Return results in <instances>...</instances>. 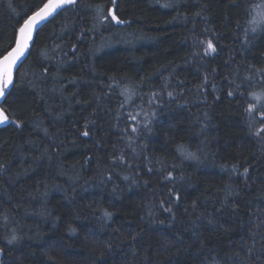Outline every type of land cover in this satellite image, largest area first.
I'll use <instances>...</instances> for the list:
<instances>
[{
	"label": "trees",
	"instance_id": "trees-1",
	"mask_svg": "<svg viewBox=\"0 0 264 264\" xmlns=\"http://www.w3.org/2000/svg\"><path fill=\"white\" fill-rule=\"evenodd\" d=\"M45 1L0 0V57ZM262 7L77 0L49 18L3 103L22 123L0 125L2 264H264Z\"/></svg>",
	"mask_w": 264,
	"mask_h": 264
},
{
	"label": "snow or ice",
	"instance_id": "snow-or-ice-1",
	"mask_svg": "<svg viewBox=\"0 0 264 264\" xmlns=\"http://www.w3.org/2000/svg\"><path fill=\"white\" fill-rule=\"evenodd\" d=\"M115 2L116 0H113V5H115ZM76 3L77 0H48V2L42 3L41 6H38L35 10H33L30 15L25 13L27 18L23 19V23L17 29L19 38L15 40V47H12L11 50H7L6 54L0 57V103L7 102V96L11 94V90L16 86L14 83L13 70L16 67L17 62L25 55L26 50L29 48V42L33 40V32L37 28L38 23L47 20L57 11V9H63L65 6L75 5ZM168 6L169 5H165V7ZM95 11L97 18L101 23L108 21L109 19L116 20L118 23H124V21L120 20L111 9L108 14H104V10L99 7H97ZM248 31L255 32L256 29L254 27L246 29V35ZM202 43H206V47L204 48L205 53H212L216 51L215 45L211 39ZM130 92V89H125V93ZM169 95L171 96L172 93H169ZM229 95H232V93L229 92ZM251 107L252 106L250 105L249 108ZM6 111L10 113L11 109L0 107V124H15L19 126L22 123L20 120L10 119L9 115L5 114ZM133 131L135 132L136 129L133 128ZM261 131H264V129L257 130L255 135L259 136ZM84 135H88V133L85 132ZM177 150L183 159L199 161V156L195 152L189 151L187 146L183 144L178 145ZM120 159L122 160L123 157H120ZM233 171H235V166H233ZM243 172L244 174H247L248 169L244 168ZM171 176L172 174L169 173L167 178H171ZM176 199H179V196H177ZM166 211L171 212V209H166ZM105 215L110 216L111 214L106 212ZM16 240L17 236L13 234L7 242L11 244Z\"/></svg>",
	"mask_w": 264,
	"mask_h": 264
},
{
	"label": "water",
	"instance_id": "water-1",
	"mask_svg": "<svg viewBox=\"0 0 264 264\" xmlns=\"http://www.w3.org/2000/svg\"><path fill=\"white\" fill-rule=\"evenodd\" d=\"M46 2H48V0H46L44 3H46ZM60 9H57V11L53 14V15H55L58 11H59ZM52 15V16H53ZM51 16V17H52ZM51 17H49V18H51ZM48 18V19H49ZM47 19V20H48ZM47 20H45V21H42V22H39L38 23V26H37V28L34 30V32H33V40L32 41H30L29 42V48L26 50V52H25V55L23 56V57H21V59L17 62V65H16V67L14 68V70H13V76H14V79H15V74H16V71H17V68L19 67V65L26 59V57H27V55H28V53L30 52V50H31V48H32V46H33V44H34V42H35V38H36V34H37V31H38V29L47 21ZM19 38V33H18V36H17V39ZM13 47H15V44H14V46ZM11 50V49H10ZM6 54V53H5ZM0 107H3V103H0ZM6 115H7V113H5ZM1 125V124H0ZM0 250H2V251H0V264H2V257H3V254H4V250H3V248H1L0 247Z\"/></svg>",
	"mask_w": 264,
	"mask_h": 264
},
{
	"label": "rangeland",
	"instance_id": "rangeland-1",
	"mask_svg": "<svg viewBox=\"0 0 264 264\" xmlns=\"http://www.w3.org/2000/svg\"><path fill=\"white\" fill-rule=\"evenodd\" d=\"M256 17H257V26L256 27H260L261 24L264 22V7L259 8L256 10Z\"/></svg>",
	"mask_w": 264,
	"mask_h": 264
}]
</instances>
